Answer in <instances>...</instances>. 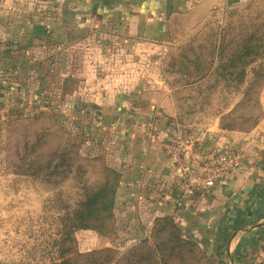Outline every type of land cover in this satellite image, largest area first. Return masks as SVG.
Returning <instances> with one entry per match:
<instances>
[{
	"label": "crops",
	"instance_id": "obj_1",
	"mask_svg": "<svg viewBox=\"0 0 264 264\" xmlns=\"http://www.w3.org/2000/svg\"><path fill=\"white\" fill-rule=\"evenodd\" d=\"M190 3L191 0H7L6 14L1 10L4 3L0 5V40L7 39L8 46L0 45V52H50V59H61L60 52H67V62L61 66L66 70L71 66L72 71L66 75L68 81L64 83V79L58 86L59 99L71 86L80 88L84 84L92 103L103 104L95 114V122L97 129L104 127L101 134L113 140L111 157L114 164L120 165L122 179L116 206L126 214L129 230L118 228L116 232L123 236L124 245L147 238L153 221L169 216L175 218L188 238L212 249L211 256L219 259L223 251L227 258L233 255L235 259L246 253L247 259L255 261L264 258V147L247 146L243 156L247 153L248 157H243L237 170L210 189L183 197L177 191L173 163L161 150L163 136L184 126L173 91L165 82L160 89L159 81L148 75V68L129 61L148 56L154 61V52H133L129 46L145 45L152 50L158 43L166 45L170 28L173 31L176 24L174 17L179 10L188 9ZM32 8L35 15L30 13ZM114 42L125 43V52H114L119 48ZM28 57L26 53L0 56L8 64L22 58L19 76L24 77V95L31 88L25 69ZM111 58L119 59L115 62ZM49 68L58 70L57 64ZM15 105V92L10 96L9 85L2 86L0 111L13 112ZM231 110L214 115L211 124L204 123L196 131L203 157L235 153L254 141L253 133L222 130L221 118ZM246 247L249 250L244 252Z\"/></svg>",
	"mask_w": 264,
	"mask_h": 264
},
{
	"label": "rangeland",
	"instance_id": "obj_2",
	"mask_svg": "<svg viewBox=\"0 0 264 264\" xmlns=\"http://www.w3.org/2000/svg\"><path fill=\"white\" fill-rule=\"evenodd\" d=\"M206 2L212 4V7H208ZM206 2L191 0L188 9L179 10V15L174 17L176 24L173 31L172 27L170 28L166 45L158 43L152 50L145 45L129 46L133 52H154V61L150 56L138 57L136 61L127 58L124 60L148 68V75L159 81L157 86L160 89L165 82L173 91V96L178 90L179 99L176 104L182 116V127L194 135H197L196 131L200 129V125L211 124L214 115L228 109L233 110L241 101L251 99L254 114L260 118L259 125L249 132L225 130L229 133H253L254 141L235 152L244 154V149L249 145L264 147V57L251 65L240 67L238 71H227L223 68L226 67L227 61L219 56V49L224 42L241 35L243 29H254L264 22V0ZM2 3L4 5L1 10L6 14L7 0H0V5ZM21 9L20 14L24 12V9ZM30 13L35 15L34 8ZM6 40H0V45L5 48L8 46ZM116 46L119 48L114 52H125L122 51L125 43ZM184 49L202 52L204 58L211 62L210 65L213 64L211 71L203 75L202 80L196 78L201 81L197 84L194 79L191 81L193 85H186V79L174 72L170 66L172 57L184 52ZM6 53L16 56L29 54L25 69L30 75L31 88L29 91L26 89L24 95V77L19 76L23 71L22 58H17L13 64L0 59V88L9 85L10 96L14 91L16 98L13 112L12 109L0 111V264H60L61 235L58 233L62 228L63 217L72 212L77 201L81 200V187L84 185L80 183L94 184L101 180L104 167L108 166L117 171L120 165L114 164L111 157L113 140L101 134L104 127L97 129L95 122V114L102 110L103 104L92 103L90 92L83 87L84 84H80V88L71 86L66 96L64 95L62 100L59 99L61 90L58 86L67 73L72 71L71 66L68 70L61 66L63 62H67V52H60L59 56H63L61 59H50V52H0V56ZM68 54L72 56L70 52ZM74 55L76 57L77 54ZM118 59L110 60L116 62ZM68 61L72 63L70 58ZM53 64H57V71L49 68ZM28 68L32 69L27 71ZM68 77L71 78V75ZM251 86L254 91L247 97L245 93ZM97 99L101 100L100 97ZM242 113L247 116L251 114L248 109L242 110ZM34 144H38L36 149ZM66 146L72 151L74 171L82 168L84 176H77L75 173L73 175L72 169L67 176L71 178L66 181L58 178L59 183L56 185H48L41 179H35L34 163H46L47 158L49 159L55 151ZM244 156L247 159V153ZM125 215L115 207L110 223L111 237L92 230L77 231L75 237L78 252L86 254L113 249L117 252V264H121L122 258L124 259L133 247L151 239L156 220L153 221L147 238L124 245L123 236L116 231L118 228L129 230ZM176 223L180 227L177 221ZM199 248L206 257L222 264L264 262V258L260 257L250 261L246 253L236 255L235 259L231 255L229 259L223 251L218 259L211 256L212 249L209 247L199 245ZM245 249L247 250L244 252L249 250L248 247ZM239 251L242 252L240 249Z\"/></svg>",
	"mask_w": 264,
	"mask_h": 264
},
{
	"label": "trees",
	"instance_id": "obj_3",
	"mask_svg": "<svg viewBox=\"0 0 264 264\" xmlns=\"http://www.w3.org/2000/svg\"><path fill=\"white\" fill-rule=\"evenodd\" d=\"M243 30L244 32L237 38L220 45L219 56L226 59L227 65L223 68L227 71H238L240 67L251 65L264 57V22L254 29ZM184 50L172 57L170 66L174 72L186 79V85H193L191 81L196 78L202 80L211 71L213 64L210 65L211 62L204 58L202 52H194L192 49ZM262 50L263 52H261ZM197 79L196 84L200 81ZM67 81L68 79H65L64 83ZM173 85L172 87H175ZM177 91L174 92L175 100L179 99ZM253 91L254 88L251 86L245 96L248 97ZM251 102V99L243 100L230 113L224 115L221 118L222 130L243 132L254 130L259 125L260 118L254 114ZM244 109H248L251 114L247 116L242 113ZM37 147L38 144H34V148ZM72 161L71 148L66 146L55 151L49 159L47 158L46 163H34L33 177L41 179L48 185H56L59 183L57 182L58 178H61L62 181L71 178L67 176L72 169L73 175L75 173L77 176L78 174L84 176L82 168L74 171ZM101 175V180L94 184L80 183V185H84L81 187V191H83L81 200L77 201L76 208L72 212H68L62 219V228L58 233L61 235L60 264L118 263L116 250L105 249L81 254L77 249L75 237L77 231L92 230L103 236H112L110 223L114 217L122 176L108 166L103 168ZM208 189L210 187L204 190ZM177 191L182 195L179 184ZM122 260L121 264H222L215 259L206 257L197 242L188 238L177 225L175 218L169 216L156 218L151 239L133 247Z\"/></svg>",
	"mask_w": 264,
	"mask_h": 264
},
{
	"label": "built area",
	"instance_id": "obj_4",
	"mask_svg": "<svg viewBox=\"0 0 264 264\" xmlns=\"http://www.w3.org/2000/svg\"><path fill=\"white\" fill-rule=\"evenodd\" d=\"M162 152L173 163L174 174L184 196H192L238 169L243 154L225 153L215 158L202 156L200 139L184 128L163 136Z\"/></svg>",
	"mask_w": 264,
	"mask_h": 264
},
{
	"label": "flooded vegetation",
	"instance_id": "obj_5",
	"mask_svg": "<svg viewBox=\"0 0 264 264\" xmlns=\"http://www.w3.org/2000/svg\"><path fill=\"white\" fill-rule=\"evenodd\" d=\"M175 22H176V20L174 21V23H175ZM174 23H173V24H174Z\"/></svg>",
	"mask_w": 264,
	"mask_h": 264
}]
</instances>
